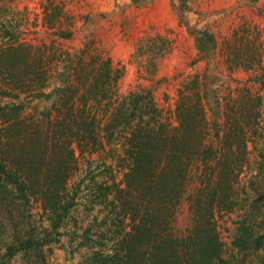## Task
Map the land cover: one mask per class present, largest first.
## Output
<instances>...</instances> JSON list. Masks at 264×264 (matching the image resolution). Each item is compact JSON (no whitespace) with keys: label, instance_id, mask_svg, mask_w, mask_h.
I'll return each mask as SVG.
<instances>
[{"label":"trees","instance_id":"16d2710c","mask_svg":"<svg viewBox=\"0 0 264 264\" xmlns=\"http://www.w3.org/2000/svg\"><path fill=\"white\" fill-rule=\"evenodd\" d=\"M187 30L194 37L199 59H210L217 46L214 35L207 29ZM157 40L159 36L148 43ZM32 53V46L25 43L0 49L1 80L7 70L11 79L16 70L19 76L24 66L33 96H57L53 111L41 113L46 125L29 123L22 102L0 104V216L4 218L0 219V264H49L52 246L60 242L62 229L73 219L81 192L88 201L82 204L96 212L92 224L83 227L79 246L84 251L78 264H233L224 258L216 217L241 206L235 186L247 162L261 99L250 93L232 98L231 108L224 110L223 125L215 121L212 125L214 144L208 137L203 103L208 99L209 86L203 82L207 75L184 81L175 107L177 125L170 128L150 89L130 91L113 103L122 71L113 67L111 58L93 60L90 71L82 68L87 76L82 87L46 93V87L34 86L47 73ZM29 58L34 60L28 62ZM11 61L16 64L10 65ZM256 62L261 64L260 59ZM17 78L13 85L19 91L10 85L0 87L1 94L20 99L23 89L18 84L24 83ZM105 98L109 99L104 105L108 117L101 127L97 112ZM102 138L122 140L123 184L114 177L108 182L94 176L84 187L69 188L68 181L77 170V152L99 151ZM194 163L202 165V171L195 193L188 198L192 225L186 235L178 236L173 224ZM34 203L40 204L46 226L34 223ZM250 207L264 209V190L257 191ZM233 245L239 252H253L258 264H264V217L241 219Z\"/></svg>","mask_w":264,"mask_h":264},{"label":"rangeland","instance_id":"374dc122","mask_svg":"<svg viewBox=\"0 0 264 264\" xmlns=\"http://www.w3.org/2000/svg\"><path fill=\"white\" fill-rule=\"evenodd\" d=\"M187 27L207 29L214 35L217 46L210 59H199L194 37ZM67 32L71 34L68 38L63 35ZM158 36L157 43H148L150 38ZM13 43L32 46V55H37L36 62L42 63L47 73L43 80L37 78L34 86L46 87V93L68 86L82 87L87 77L82 68L90 71L93 60L111 58L113 67L122 71L113 103L117 104L130 91L150 89L170 128L177 125L175 107L184 81L194 75L202 80L207 75L203 82L209 86L208 99L203 103L210 125L208 137L210 141L214 139V144L217 141L212 125L214 121L219 127L223 125L224 110L231 108V99L246 93L259 97V117L248 142L247 162L235 186L241 206L216 217L224 243V258L235 261L233 264H258L256 254L239 252L233 240L245 216L256 220L264 217V209L250 207L257 191L264 190V0H187L185 4L181 0H0V49ZM22 55L26 54L22 52ZM257 59L261 60L260 65ZM33 60L29 58L28 62ZM249 63L253 66L248 67ZM23 70L24 66L19 76L16 70L13 79L7 70L3 80L0 78L2 89L11 87L17 76L24 83L18 84L23 89L20 99L12 92L1 94L0 90V104L22 102L26 106L23 116L29 123L38 121L46 125L47 120L41 113L50 108L53 111L57 96L50 99L33 96V90L28 91L30 81ZM14 86L11 88L19 91ZM108 101L105 98L97 112L101 127L107 121L104 105ZM243 108L248 113V107ZM101 135H104L102 130ZM101 140L103 147L99 151L83 155L77 152V170L68 181L69 188L79 184L84 187L94 176L108 182L114 177L119 185L123 184L122 140ZM197 165L194 163L190 169L186 192L173 224L178 236L186 235L192 225L188 198L199 184L202 165ZM106 168L110 170L106 172ZM84 197L81 192L73 219L62 229L60 242L52 246L49 264L80 262V252L84 251L79 246L83 227L92 224L96 212L84 206L88 203ZM32 214L34 223L48 224L39 203H34Z\"/></svg>","mask_w":264,"mask_h":264}]
</instances>
